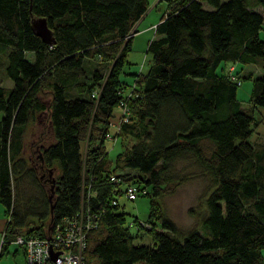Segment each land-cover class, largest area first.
<instances>
[{
  "label": "trees",
  "instance_id": "1",
  "mask_svg": "<svg viewBox=\"0 0 264 264\" xmlns=\"http://www.w3.org/2000/svg\"><path fill=\"white\" fill-rule=\"evenodd\" d=\"M166 1L149 67L130 84L121 73L149 0H0V79L13 81L0 84V203L9 216L0 255L16 235L47 234L84 204L100 213L86 264H264V143L251 141L253 108L264 107V0ZM36 15L46 16L53 43L34 32ZM232 61L263 69L251 107L238 98L241 80L224 71ZM123 105L128 118L114 137L135 141L116 167L139 175L111 172L107 134ZM188 157L213 180L203 231H181L154 199L182 182L172 163ZM27 179L40 198L27 197ZM130 183L152 190L149 220L136 219L149 243H136L118 211Z\"/></svg>",
  "mask_w": 264,
  "mask_h": 264
},
{
  "label": "rangeland",
  "instance_id": "2",
  "mask_svg": "<svg viewBox=\"0 0 264 264\" xmlns=\"http://www.w3.org/2000/svg\"><path fill=\"white\" fill-rule=\"evenodd\" d=\"M150 11L144 20L146 23H153L161 19L163 14L167 11L168 3L166 0H149ZM156 4V5H155ZM205 4V3H204ZM159 22V21H158ZM143 29L135 33L133 39V48L129 51V61L126 64L121 73V77L124 81L132 84L134 82V74L132 72L147 71L151 59V54L148 52V42L154 34V30ZM221 70V69H220ZM224 71L228 72L232 78L241 80L238 88V98L241 100L243 107H251L252 102L251 91L253 87V78L262 74L263 69L260 65L253 63H243L239 61L229 62L225 67ZM234 75V76H232ZM246 78V76H248ZM0 81H2L0 79ZM10 84L12 83L9 80ZM130 90H126L129 93ZM115 112V115L111 118L112 124L110 127V136L107 134V151L108 158L112 166V173H124L126 170H130L129 173L139 175L141 172L138 170H131L129 168H118L116 167L117 156L124 152L127 146H131L135 141L133 136L130 135H116L118 131V122L120 120V111ZM257 123L254 127V132L251 136V141L254 143H264V107L253 108ZM47 123V117L44 116L43 122ZM42 129L40 123L34 125V130L39 132ZM32 130H28L27 136V148L30 156L36 159L38 157V151H35L37 140V133L33 134ZM82 146L85 148V142L82 141ZM206 147H210L209 142H205ZM28 153V152H27ZM171 172L174 176H181L183 180L173 190H169L167 193H163L159 196H155L156 206L159 207L160 211L166 216L170 217L175 221L178 228L181 231H189L197 229L203 231L202 217L206 213L207 205L206 198L213 186V180L207 170H205L194 157L177 159L172 163ZM125 188V185H121ZM25 189L27 197L36 199L42 196L41 189L36 184H33L29 179L25 182ZM147 195H138L135 199H129L123 192L118 197L119 209L118 211L126 212V224L130 226L132 232H138L136 237V243L146 242L149 243L151 238L144 232L138 229V222L149 220L151 214V196L150 193ZM5 206L0 203V217H4ZM154 211H157L156 207ZM18 249L16 257H14V251ZM1 264H26L23 248L15 242H10L8 245V251L2 256Z\"/></svg>",
  "mask_w": 264,
  "mask_h": 264
},
{
  "label": "built area",
  "instance_id": "3",
  "mask_svg": "<svg viewBox=\"0 0 264 264\" xmlns=\"http://www.w3.org/2000/svg\"><path fill=\"white\" fill-rule=\"evenodd\" d=\"M121 108L120 120L127 119L126 105ZM112 178L115 179V176ZM146 192V188L139 187L136 183L127 184L124 191L129 199H135ZM94 195L96 191L89 190L87 199ZM113 202L117 203L118 200L114 199ZM99 215L100 213L92 209L90 205L83 204L74 214L55 221L49 233L18 234L10 242H15L23 248L26 264H86L85 250L88 244V234L98 226ZM0 232L2 245L8 241L6 227L0 226Z\"/></svg>",
  "mask_w": 264,
  "mask_h": 264
},
{
  "label": "crops",
  "instance_id": "4",
  "mask_svg": "<svg viewBox=\"0 0 264 264\" xmlns=\"http://www.w3.org/2000/svg\"><path fill=\"white\" fill-rule=\"evenodd\" d=\"M156 5V4H155ZM150 9H151V7H149V9H148V11L146 12V14L138 21V23H137V25H136V28H137V31L135 32V33H137L138 31H140V30H143V29H147V28H150V29H148V30H154V34H153V36H152V38L153 37H156L157 36V33H156V31H155V26H156V24L158 23V21H160V20H158V21H154L153 23H145L144 22V20H145V18H146V16H147V13L150 11ZM134 36H135V34H134ZM1 80L2 81H0V84L1 85H5V86H12L13 85V81H12V79L11 78H9V77H5V76H2L1 77ZM9 80H11L12 81V83L10 84V82H9ZM121 109L119 108L118 109V111H120ZM117 111V109L115 110V112ZM118 126V125H117ZM27 141V136L25 137V142ZM27 144V143H26ZM4 213H5V216L4 217H0V226H2V227H6V225H7V215H6V207H5V209H4ZM0 247H1V232H0ZM6 251H8V249L6 250ZM18 252V249H15V251H14V257H16V253ZM5 252H3L1 255H0V264H1V261H2V256H3V254H4Z\"/></svg>",
  "mask_w": 264,
  "mask_h": 264
},
{
  "label": "water",
  "instance_id": "5",
  "mask_svg": "<svg viewBox=\"0 0 264 264\" xmlns=\"http://www.w3.org/2000/svg\"><path fill=\"white\" fill-rule=\"evenodd\" d=\"M32 28L43 40L49 43L55 41L52 28L49 26L46 16L36 15L32 18ZM54 180V179H53ZM51 198V195H50Z\"/></svg>",
  "mask_w": 264,
  "mask_h": 264
}]
</instances>
